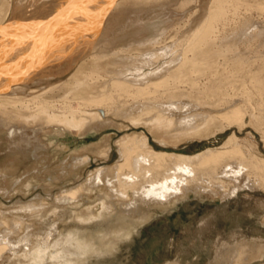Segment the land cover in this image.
I'll use <instances>...</instances> for the list:
<instances>
[{
  "label": "bare ground",
  "instance_id": "obj_1",
  "mask_svg": "<svg viewBox=\"0 0 264 264\" xmlns=\"http://www.w3.org/2000/svg\"><path fill=\"white\" fill-rule=\"evenodd\" d=\"M260 1L0 0V130L13 139L22 135L26 122L35 121L40 125L35 132L50 126L88 131L103 123V115L175 131L186 139L201 136L212 126L224 129L236 124L242 129L250 112L236 105L234 97H224L229 92H221L218 82L209 91L211 87L199 88L192 77L209 78L223 67L238 72L246 68L243 80L264 94V61L256 55L246 62L247 53L254 48L246 49L247 53L240 48L264 42V21L252 17L253 11L263 10ZM156 8L171 10L174 16L167 21H136L126 25L132 26L130 31L109 36L110 23L121 12ZM69 72L73 73L65 81L52 82ZM185 77L192 84L189 94L179 89L184 84L179 79ZM32 86L41 87L44 93L28 99L24 94ZM58 89L67 90L61 111L59 101L45 99ZM212 99L217 103H211ZM71 100L76 102V110ZM236 140V135L229 136L224 151L183 155L154 150L145 133L138 141L126 136L118 145L116 173L100 168L90 181L98 186L106 179L107 185L126 196L131 212L139 204L168 202L193 183L205 186L207 178L211 187L213 178L221 179L215 182L232 196L243 188H264V160L237 150L233 146ZM92 147L101 159L110 158V148L99 143ZM225 154L239 159L227 162L222 159ZM90 159L88 150L72 158L73 165L84 167ZM76 192L66 193L63 200H72ZM49 238H43L42 246L35 245L38 256L32 258V264L46 253ZM27 243H31L30 234L12 241L2 234L0 259ZM75 247L76 253H82L90 245L76 241ZM229 253L236 259L245 255L237 249ZM58 258L69 261L66 254Z\"/></svg>",
  "mask_w": 264,
  "mask_h": 264
},
{
  "label": "rangeland",
  "instance_id": "obj_2",
  "mask_svg": "<svg viewBox=\"0 0 264 264\" xmlns=\"http://www.w3.org/2000/svg\"><path fill=\"white\" fill-rule=\"evenodd\" d=\"M260 2L263 4L264 0ZM262 9L253 11V20L264 21V6ZM172 16L171 10L160 8L125 10L112 19L109 36L130 31L132 26L126 28V25L136 21H167ZM240 48L246 53L254 48L247 53L246 62L256 55L264 61V42L254 41ZM240 71L223 67L216 75L209 73V78L198 74L192 78L199 88L209 89L218 82L221 92H229L224 97H234L236 105L250 112L242 129L236 124L224 129L212 126L201 136L186 139L175 131L160 130L144 123L132 125L113 115H103V123L88 131L50 126L35 132L40 125L28 121L21 129L22 135L18 133L12 139L1 129L0 236L7 234L12 241L30 234L31 243L16 247L17 253L7 251L0 264H32V258L38 256L34 252L38 249L35 245L42 246L43 240L49 237L46 253L36 264H264V188H243L232 196L215 182L221 179L213 178L214 186L211 187L207 178L206 187L200 182L193 183L168 202L139 204V208L131 212L125 202L126 196L112 189L109 183L107 185L106 179L98 186L90 181L91 174L100 168L108 167L115 174V165L120 162L118 145L122 139L135 136L138 141L144 133L154 150L183 155L224 151L223 144L234 134L237 142L233 146L237 150L248 151L252 157L263 161L264 94L256 92L248 80H243L246 68ZM73 72L52 82H63ZM189 79H179L184 81L179 89L187 94L192 92ZM43 93L41 87L32 86L24 95L29 99V95ZM65 96L67 90L58 89L49 92L45 99L59 101L58 110L61 111ZM215 99L211 103H215ZM70 105L74 110L78 108L72 100ZM97 143L110 148V158L101 159L92 152V146ZM83 150L91 155L88 165H73L74 154ZM222 159L231 162L239 157L225 154ZM244 183L245 180L242 185ZM73 191L77 192L72 200H63L66 193ZM129 197H133V193L130 192ZM76 241L90 247L86 252L76 253ZM232 249L245 255L233 258L229 253ZM62 254H66L69 261L58 258Z\"/></svg>",
  "mask_w": 264,
  "mask_h": 264
}]
</instances>
